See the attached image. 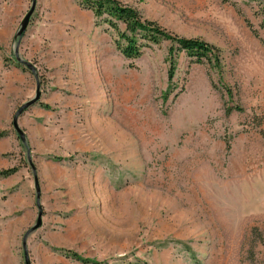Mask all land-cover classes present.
I'll use <instances>...</instances> for the list:
<instances>
[{
	"label": "rangeland",
	"instance_id": "1",
	"mask_svg": "<svg viewBox=\"0 0 264 264\" xmlns=\"http://www.w3.org/2000/svg\"><path fill=\"white\" fill-rule=\"evenodd\" d=\"M68 1L17 37L31 0H0V264H25L39 208L29 264H264V0H119L218 66L166 40L126 59Z\"/></svg>",
	"mask_w": 264,
	"mask_h": 264
},
{
	"label": "trees",
	"instance_id": "2",
	"mask_svg": "<svg viewBox=\"0 0 264 264\" xmlns=\"http://www.w3.org/2000/svg\"><path fill=\"white\" fill-rule=\"evenodd\" d=\"M81 8L90 10L96 20L95 24L103 23L114 35L116 48L126 59L137 58L142 48L166 40L170 42L169 54L183 51L194 57L197 62L203 59L214 61L218 66L220 53L213 45L200 38L184 37L173 34L157 22L142 17L139 11L119 0H76ZM260 27L264 29V5L260 6ZM256 34V30H253ZM230 110V109H229ZM5 131L0 132V137ZM15 168H9L4 174L10 175Z\"/></svg>",
	"mask_w": 264,
	"mask_h": 264
},
{
	"label": "water",
	"instance_id": "3",
	"mask_svg": "<svg viewBox=\"0 0 264 264\" xmlns=\"http://www.w3.org/2000/svg\"><path fill=\"white\" fill-rule=\"evenodd\" d=\"M34 4H35V0H31V4H30V7L28 9V11L26 12V14L24 15V17L22 18L21 20V23H20V26L18 28V31H17V37L21 36V34L25 31L26 27H27V24L29 22V18L33 12V9H34ZM18 44H19V40H17L16 42V45L14 47V57L16 59V61L18 63H21L23 65H25L27 68H29L32 72L35 71L33 65L20 58V56L18 55ZM39 95H40V90H39V85L36 84V91H35V95L33 98L27 100L26 102H24L23 104H21L18 109L15 111L13 117H12V121H11V124L13 126V128L15 129V131L17 132L18 134V137L19 139L21 140V142L25 145L26 144V141H25V135L23 134V132L21 131V129L19 128L18 124H17V118L18 116L22 113V111H24V109L28 106H30L31 104L35 103L36 100L39 98ZM27 157L29 158V155H28V152H27ZM30 162V160H29ZM33 174H34V187H35V193H36V204L39 205L38 203V199H39V185H38V181H37V177L35 175V171L33 169ZM41 224V210L39 208L38 210V213H37V217H36V222L35 224L30 227L24 234L23 236V239H22V246H23V250H24V262L25 264H29V258H28V254L26 252V238H27V235L32 232L33 230H35L36 228H38Z\"/></svg>",
	"mask_w": 264,
	"mask_h": 264
},
{
	"label": "crops",
	"instance_id": "4",
	"mask_svg": "<svg viewBox=\"0 0 264 264\" xmlns=\"http://www.w3.org/2000/svg\"><path fill=\"white\" fill-rule=\"evenodd\" d=\"M43 1H44V4H45L44 5L45 9L51 10V13H52V11H56V13L59 14L57 16L60 17L61 19L66 20L68 18L67 15H66L67 14L66 11L68 9V7H66V5H69V1L68 0H59V1L58 0H43ZM66 1H68V2H66ZM65 2H66V5L63 4ZM54 15H55V13L52 16H54ZM46 18H47V22H48V20H49V18H51V16L49 18L48 17H46ZM49 23L50 24H54L56 22L53 20V18H51ZM49 23H47V24H49ZM42 25H44V26L43 27H39V28H37L38 26L32 27L30 33L31 32L32 33L33 32H38L39 36H37V37L44 38V36L47 35L46 22H44Z\"/></svg>",
	"mask_w": 264,
	"mask_h": 264
},
{
	"label": "bare ground",
	"instance_id": "5",
	"mask_svg": "<svg viewBox=\"0 0 264 264\" xmlns=\"http://www.w3.org/2000/svg\"><path fill=\"white\" fill-rule=\"evenodd\" d=\"M88 62V61H87ZM87 66H90V63L88 62V64H87ZM94 79H95V77H94ZM94 81V80H93ZM97 81V80H96Z\"/></svg>",
	"mask_w": 264,
	"mask_h": 264
}]
</instances>
